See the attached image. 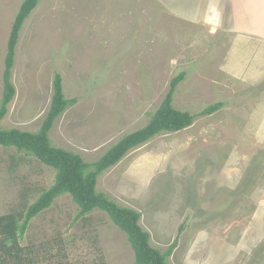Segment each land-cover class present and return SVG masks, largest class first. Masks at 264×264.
I'll list each match as a JSON object with an SVG mask.
<instances>
[{"label": "rangeland", "instance_id": "374dc122", "mask_svg": "<svg viewBox=\"0 0 264 264\" xmlns=\"http://www.w3.org/2000/svg\"><path fill=\"white\" fill-rule=\"evenodd\" d=\"M24 1L0 0V107ZM181 73L173 105L195 123L130 151L97 192L140 212L159 251L178 238L169 264H264V0H40L20 34L16 97L0 129L37 133L59 74L76 104L55 121L52 145L94 163L150 122ZM55 180L35 157L0 147V215L25 211ZM45 241L64 242L74 264L135 263L110 217L80 216L70 195L31 222L23 244Z\"/></svg>", "mask_w": 264, "mask_h": 264}, {"label": "trees", "instance_id": "16d2710c", "mask_svg": "<svg viewBox=\"0 0 264 264\" xmlns=\"http://www.w3.org/2000/svg\"><path fill=\"white\" fill-rule=\"evenodd\" d=\"M39 2L40 0H25L13 24L5 60L0 123L7 116L9 105L16 97L12 73L20 34ZM185 76V73H181L172 80L168 94L144 128L122 138L94 163H87L80 155L52 145L50 132L55 121L76 104L75 99H66L62 76L59 74L54 79V95L49 112L37 133L18 129H0V147L15 148L18 152L33 156L56 171L54 185L34 204L22 212L15 211L0 215V264H74L64 242L45 241L26 246L23 244L31 222L50 209L54 202L64 195L72 197L80 209V216L91 214L96 210L105 212L114 225L126 234L135 255L134 264H169L170 257L178 247V238L164 253L154 248L151 245L150 234L140 225L141 213L122 207L105 194L98 193L97 183L98 177L103 172L118 165L133 149L148 143L158 135L181 132L195 123L196 115L177 110L173 105L177 88L184 81ZM222 107L221 102L212 104L199 115H213ZM100 264L104 263L100 262Z\"/></svg>", "mask_w": 264, "mask_h": 264}, {"label": "crops", "instance_id": "0c3cea01", "mask_svg": "<svg viewBox=\"0 0 264 264\" xmlns=\"http://www.w3.org/2000/svg\"><path fill=\"white\" fill-rule=\"evenodd\" d=\"M261 139H263V140H264V138H261Z\"/></svg>", "mask_w": 264, "mask_h": 264}]
</instances>
